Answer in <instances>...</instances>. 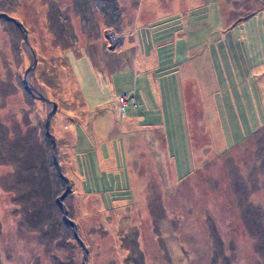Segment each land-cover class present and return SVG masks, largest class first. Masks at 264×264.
<instances>
[{
  "label": "rangeland",
  "instance_id": "obj_1",
  "mask_svg": "<svg viewBox=\"0 0 264 264\" xmlns=\"http://www.w3.org/2000/svg\"><path fill=\"white\" fill-rule=\"evenodd\" d=\"M0 264H264V0H0Z\"/></svg>",
  "mask_w": 264,
  "mask_h": 264
},
{
  "label": "crops",
  "instance_id": "obj_2",
  "mask_svg": "<svg viewBox=\"0 0 264 264\" xmlns=\"http://www.w3.org/2000/svg\"><path fill=\"white\" fill-rule=\"evenodd\" d=\"M181 58H178L177 61H180ZM171 63V61H170ZM174 69V68H173ZM155 81H158V78H155ZM132 106V105H131ZM149 109H153V106L150 105L149 106ZM164 116L163 114V111H161V118L160 119H157V120H152L150 119L148 122L149 125H154V126H158L160 125V130H163L165 129V141H164V152H165V155H170L169 151H170V142H169V138L171 137V134L173 133H176L178 128L175 126V123H171V122H168L166 125V127L164 128V120L162 119ZM171 156V155H170Z\"/></svg>",
  "mask_w": 264,
  "mask_h": 264
},
{
  "label": "water",
  "instance_id": "obj_3",
  "mask_svg": "<svg viewBox=\"0 0 264 264\" xmlns=\"http://www.w3.org/2000/svg\"><path fill=\"white\" fill-rule=\"evenodd\" d=\"M25 38H26V40H27V35L25 34ZM36 61V56L34 55V62ZM55 105H56V103H55V101H53V106H52V108H55ZM50 113H51V109L48 111V114H47V118H46V125H48V120H49V116H50ZM64 212H65V210H64ZM65 215V217H67V215L66 214H64ZM68 218V217H67Z\"/></svg>",
  "mask_w": 264,
  "mask_h": 264
}]
</instances>
